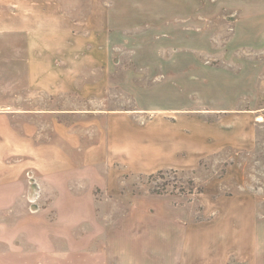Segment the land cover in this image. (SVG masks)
I'll return each mask as SVG.
<instances>
[{"label": "rangeland", "instance_id": "374dc122", "mask_svg": "<svg viewBox=\"0 0 264 264\" xmlns=\"http://www.w3.org/2000/svg\"><path fill=\"white\" fill-rule=\"evenodd\" d=\"M0 7L8 17L5 34L16 25L10 19L20 16V36L0 37V47H20L24 66L30 61L66 70L77 66L72 76L89 66L90 78L85 72L79 76L83 88L75 83L73 93L54 99L58 105L51 107L89 111L93 117H57L47 123L51 130L70 129L78 143L82 134L88 155L98 154L94 141L112 139L115 169L122 168L128 151L100 129L132 123L97 117L108 111L134 112L152 131L160 123L172 131L178 121L185 146L177 168L122 175L115 191L94 183L92 193L79 188L75 199L46 200L41 194L52 177L34 170L58 174L69 163L58 159L62 152L35 141L55 138L45 129L33 135L43 121L20 118V150L0 153V182L16 181L5 173L15 167L31 171L33 179H26L35 185H28L20 200L0 199V264H114L115 251L126 261L117 264H129L128 252L135 250L113 249L109 234L127 219L123 214L151 199L159 202L147 207L153 214L156 208H183L187 224L224 219L219 208L236 204L248 212L255 204L264 208V0H0ZM101 166L98 174L92 169L81 179L104 180L109 188L114 172ZM159 171L167 174L149 179ZM61 175L52 179L77 180ZM137 263L147 264L143 256Z\"/></svg>", "mask_w": 264, "mask_h": 264}, {"label": "crops", "instance_id": "0c3cea01", "mask_svg": "<svg viewBox=\"0 0 264 264\" xmlns=\"http://www.w3.org/2000/svg\"><path fill=\"white\" fill-rule=\"evenodd\" d=\"M4 14V12H0V37H5V35L11 36V38L19 37L20 16L10 19L12 20L10 23L16 25L11 29L13 33L5 34L9 28L5 26L8 24V17L3 16ZM20 56H26L25 51L20 52V47H0V153L7 156L10 152L20 150V124H18L20 118L43 121V127L41 128V124L38 125V128L32 131L33 135L45 129V131L55 135L54 139L57 140L53 139V142L52 139L45 140L39 137L35 141H39V146L42 144L46 148L49 147L56 154L62 152L57 157L61 163H69V166H64L66 170L58 174L39 172L40 170L34 171L39 176L44 174L57 178L61 174V176L71 174L72 178H77L76 182L73 179L67 181L50 178L49 183L46 184L47 192L41 194L44 195L43 199H62L61 195H69L67 198H73L76 194L74 191L79 188L92 193L94 183L105 190L115 191L114 184L118 185V181L121 182L120 177L122 175L135 172L145 173L154 166H156L155 171L173 169L179 166L180 159L183 158L179 152L185 146L183 145V128L178 121L174 123V128H171L172 131L168 130L166 123H160L161 127L155 126V130L152 131L150 127L145 125L142 116L134 114V112L119 114V112L108 111L107 113L110 114L97 116L107 118L109 122H114V120L123 117L131 120L132 125L122 127V125L111 123L106 131L100 129L101 133L115 136L118 145L122 143L127 149L128 153L125 157L128 159L122 164L121 169H115L110 164L117 159L114 149L112 150V146H116L114 142H111L112 139L107 140L106 143L100 142V139L94 141L92 148H95L94 145L97 143L96 147L99 146L98 154L91 153L88 155L89 141L82 138V134L79 133L78 135L80 137L78 143V141H73V134L70 129L62 128L57 132L51 130L52 128L47 123L52 122V120L89 117V111L76 110L70 107L64 109L51 107V105H58L54 99H61L62 96L67 97L72 94V89L76 88L75 83L77 87L83 88L85 82L80 80L79 76L85 72V79L90 78L87 75L89 66H85L84 71H79L80 75L72 76L74 72L78 71L77 66L74 68L70 65L66 70L68 66L62 68L57 64L42 65L30 61L31 64L26 67L21 63ZM29 56L31 55L29 54ZM75 77L77 81L74 82ZM42 103H48V105L45 104L47 107L44 109L35 107ZM53 127L55 128L54 125ZM41 134L46 135L42 132ZM10 143H15L18 149ZM73 148L76 149L74 155H72ZM34 151L37 153L36 157H39L38 148ZM161 160L167 164L160 165ZM102 163L107 165V169L111 173L112 170L114 172L115 180L111 178L108 180L109 188L106 187L104 180H95V182L92 180L90 182L88 177L81 179L82 175H90L92 169L98 174L102 168ZM72 164H74L73 167ZM5 173L14 175L18 179L0 182V189H4L2 194L4 196H0L1 200H20L23 193L26 194V191H29L28 185H35L34 182L26 179V176L33 179L31 171L28 173L20 172L14 167L11 170L6 168ZM34 180L40 187H43V183L39 179L35 177ZM78 180H83L80 182L83 184L80 185ZM10 189H17L18 191L7 192ZM49 194L58 195L51 197ZM148 203L144 204L145 207L129 209L128 214L122 215L127 219H122V224L115 225L114 230L109 234L113 240L108 241V243L113 249L117 250L121 249V246H125L129 247L130 250H135V252H128L129 264H138L137 258L141 256L144 257L147 264H264V208L260 210L257 204L249 207L250 212L239 204L232 208H219V211H216L222 216L224 215V219L187 224L189 221L186 219V212L183 208H156L157 210L153 214L147 207L158 205L159 202L151 199ZM209 209L205 207L204 210L208 212V215L211 213ZM114 254V264L125 261L122 259V252L115 251Z\"/></svg>", "mask_w": 264, "mask_h": 264}, {"label": "trees", "instance_id": "16d2710c", "mask_svg": "<svg viewBox=\"0 0 264 264\" xmlns=\"http://www.w3.org/2000/svg\"><path fill=\"white\" fill-rule=\"evenodd\" d=\"M167 174V172L166 171H159L157 174H153V175H150V177H149V179H151V180H153V179H155V178H163L164 177V175H166Z\"/></svg>", "mask_w": 264, "mask_h": 264}]
</instances>
